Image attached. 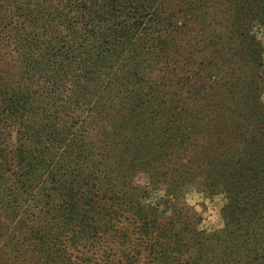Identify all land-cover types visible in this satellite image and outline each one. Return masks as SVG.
Returning <instances> with one entry per match:
<instances>
[{"label": "trees", "instance_id": "trees-1", "mask_svg": "<svg viewBox=\"0 0 264 264\" xmlns=\"http://www.w3.org/2000/svg\"><path fill=\"white\" fill-rule=\"evenodd\" d=\"M263 19L264 0H0V248L19 264H211L223 240L245 257L236 264L252 263L264 234L246 191L264 167L207 166L231 201L236 227L223 236L199 230L182 202H150L135 180L161 138L149 132L183 113L179 70L204 66L213 87ZM159 151L151 183L176 197L181 175Z\"/></svg>", "mask_w": 264, "mask_h": 264}, {"label": "rangeland", "instance_id": "rangeland-1", "mask_svg": "<svg viewBox=\"0 0 264 264\" xmlns=\"http://www.w3.org/2000/svg\"><path fill=\"white\" fill-rule=\"evenodd\" d=\"M221 3L223 2L219 1L218 4ZM250 34L251 42L246 40L234 50L240 49L237 64L233 66L235 69L230 73L218 74L213 87H211L212 82L207 83L205 79L207 72L204 66L196 70L191 66H184L179 70V76L174 79L173 89L181 95L180 105L183 113L177 118L175 111L172 110L173 115H169V119L163 123H156V130L148 134V137L153 139L154 136L161 137L157 143L154 139L153 151L160 152L159 149L165 150V148L171 150L170 169L181 175V181L174 195L176 197L167 194V187L163 181L151 183L153 163L149 162V157L153 151L146 157L144 167L139 169L135 180L143 191H150V202H158L166 197L173 203L182 202L181 207H185L184 212L187 216L196 218L197 228L210 235L223 236L224 232L234 230L236 225L224 214L225 206L231 203L226 193L223 190L210 188L207 177L211 171H206L207 166L243 165L257 168L258 171H262L264 167V19L260 23H255ZM225 51L231 50L225 48ZM225 51L219 48L215 56L219 57L218 54H224ZM256 57L259 58L257 63L250 62ZM204 94L206 96L211 94L212 97L208 98ZM194 107L198 110L196 115L191 113ZM161 126L167 127L165 136L160 132ZM173 133L177 134L173 135ZM112 180L113 183L116 180L123 181L121 174L117 172H114ZM263 188L264 183H260L246 191L250 199L254 200L255 197L260 199L261 205L257 207L258 209L248 210L262 220L263 226L260 230L262 234H264ZM244 205L249 206V204ZM250 237L243 236V239ZM224 245L223 240L215 243L217 250L212 251L211 255H215L216 258L211 264H236L234 258H241V261L245 259L233 253L230 255L224 253ZM257 245L261 254L252 263L245 264L264 262L262 255L264 240H258ZM12 248H0L2 253L0 264H19V261H15L17 253ZM242 253L251 259L255 257V254L243 251ZM31 262L40 264V259Z\"/></svg>", "mask_w": 264, "mask_h": 264}]
</instances>
